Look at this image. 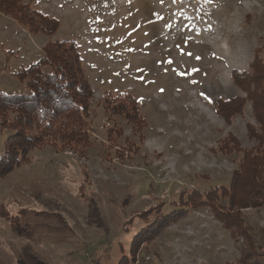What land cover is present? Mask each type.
<instances>
[{
  "label": "rangeland",
  "instance_id": "374dc122",
  "mask_svg": "<svg viewBox=\"0 0 264 264\" xmlns=\"http://www.w3.org/2000/svg\"><path fill=\"white\" fill-rule=\"evenodd\" d=\"M21 2L57 27L48 38L0 12V94L29 93L16 72L65 40L93 97L87 141L43 130L29 160L0 176V264H264V205L233 209L252 245L211 206H226L222 187L257 143L250 101L228 120L215 102L245 96L232 71L264 64V0ZM13 117L0 109V157ZM192 190L217 195L179 206ZM141 229L156 234L131 260Z\"/></svg>",
  "mask_w": 264,
  "mask_h": 264
},
{
  "label": "trees",
  "instance_id": "16d2710c",
  "mask_svg": "<svg viewBox=\"0 0 264 264\" xmlns=\"http://www.w3.org/2000/svg\"><path fill=\"white\" fill-rule=\"evenodd\" d=\"M0 12L15 18L23 26L39 30L48 38L55 34L56 20L35 11L40 22H33L28 7L21 0H0ZM43 51L44 55L16 72L17 78L25 81L29 93L0 94L1 111L5 114L8 112L14 114L11 119L14 131L6 139V150L0 157V176L10 172L19 163L29 160L30 151L43 142L45 136L43 130L48 133L53 128L61 129L60 132L64 133L61 135L62 141L70 142L74 139L81 142L87 141L84 138L85 135L81 136L79 133L82 132V117L88 113L93 93L84 73L76 44L73 41L55 40L48 42ZM257 64L258 61L251 63L253 68L251 74L241 71L231 73L233 82L244 92V97L235 96L215 102L217 112L228 120L233 113L242 112L245 102L250 101L253 116L259 125V128L255 129L247 124L249 136L257 143L252 152H247L237 169L233 171L229 185L222 187V192L219 194L227 199L228 211L223 204L218 203L217 206L216 203H212L211 205L216 216L227 227L233 224L244 234L246 229L239 222L233 209H236V213L239 209L264 205V87L262 86L264 64L262 66ZM125 115L129 119H136V113L133 117L127 113ZM3 120L5 121V117ZM33 130L34 132L42 131L40 135L30 137L29 133ZM210 191L214 193L192 190L187 196L179 197V206L188 207L191 204L200 205L205 202L210 205L213 197L217 195L215 190ZM180 212L174 213L175 218L181 217L186 210L181 209ZM170 216L168 215L169 218ZM146 231L141 229L132 236L126 253L127 257L131 256V260L140 243L149 238V235L144 234ZM148 231L151 238L156 234L154 229ZM245 239L249 245H252L247 234ZM125 260L127 258L125 259L124 256V259L118 260V264H124Z\"/></svg>",
  "mask_w": 264,
  "mask_h": 264
},
{
  "label": "snow or ice",
  "instance_id": "6c2138e0",
  "mask_svg": "<svg viewBox=\"0 0 264 264\" xmlns=\"http://www.w3.org/2000/svg\"><path fill=\"white\" fill-rule=\"evenodd\" d=\"M174 2H175V0H174Z\"/></svg>",
  "mask_w": 264,
  "mask_h": 264
}]
</instances>
